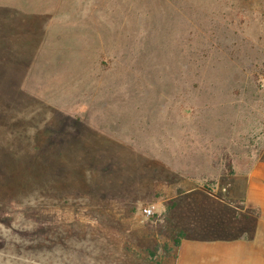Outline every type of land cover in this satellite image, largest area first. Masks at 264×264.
Listing matches in <instances>:
<instances>
[{"label": "rangeland", "instance_id": "374dc122", "mask_svg": "<svg viewBox=\"0 0 264 264\" xmlns=\"http://www.w3.org/2000/svg\"><path fill=\"white\" fill-rule=\"evenodd\" d=\"M263 158L264 0H0V264H176Z\"/></svg>", "mask_w": 264, "mask_h": 264}, {"label": "crops", "instance_id": "0c3cea01", "mask_svg": "<svg viewBox=\"0 0 264 264\" xmlns=\"http://www.w3.org/2000/svg\"><path fill=\"white\" fill-rule=\"evenodd\" d=\"M239 181L226 200L208 194L228 211L182 238L176 264H264V158Z\"/></svg>", "mask_w": 264, "mask_h": 264}, {"label": "built area", "instance_id": "2783aa9c", "mask_svg": "<svg viewBox=\"0 0 264 264\" xmlns=\"http://www.w3.org/2000/svg\"><path fill=\"white\" fill-rule=\"evenodd\" d=\"M142 214L145 217H151L155 214V207L154 206H146L142 209Z\"/></svg>", "mask_w": 264, "mask_h": 264}, {"label": "trees", "instance_id": "16d2710c", "mask_svg": "<svg viewBox=\"0 0 264 264\" xmlns=\"http://www.w3.org/2000/svg\"><path fill=\"white\" fill-rule=\"evenodd\" d=\"M174 242H175V244H176V247L178 248V247H179V245H180V242H181V240H179V239H176V240H174Z\"/></svg>", "mask_w": 264, "mask_h": 264}]
</instances>
